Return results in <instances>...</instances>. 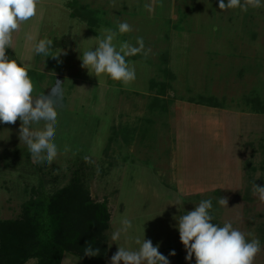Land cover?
<instances>
[{
  "label": "rangeland",
  "instance_id": "1",
  "mask_svg": "<svg viewBox=\"0 0 264 264\" xmlns=\"http://www.w3.org/2000/svg\"><path fill=\"white\" fill-rule=\"evenodd\" d=\"M145 3H151V13ZM218 5L219 0H40L36 16L13 33L15 51L6 54L26 67L34 95L63 88L58 156L51 166L34 162L19 139L21 122L0 123V221L19 217L24 203L65 186L83 166L93 197L107 201L112 214L107 264L118 250L111 234L123 218L132 228L120 246L136 249L135 240L145 236L160 245L170 264H195L194 257L185 259L177 219L206 199L212 200L215 223L230 222L249 241H260L254 264H264V202L252 192L254 180L264 187V114L248 101L264 99V7L244 12ZM84 10L95 11L101 21L91 24ZM118 22L133 31L115 43L135 45L143 37L150 49L146 57L127 58L136 73L128 84L81 67L80 56L96 47L94 38ZM45 38L53 41L54 53H66L61 62L34 52ZM165 67L171 76L161 71ZM151 80L169 85L167 112L152 110ZM200 97H214L224 107L195 104ZM219 197L228 198L227 206L218 204ZM173 250L176 255H169ZM62 264L82 262L66 254Z\"/></svg>",
  "mask_w": 264,
  "mask_h": 264
},
{
  "label": "clouds",
  "instance_id": "2",
  "mask_svg": "<svg viewBox=\"0 0 264 264\" xmlns=\"http://www.w3.org/2000/svg\"><path fill=\"white\" fill-rule=\"evenodd\" d=\"M40 0H0V123L15 124L21 122L19 139L23 141L36 163L53 164L58 156L55 141L58 111L64 90L54 85L47 94L34 95L35 87L28 70L16 59L9 58L6 50L12 48L13 33L20 31L21 25L34 18ZM219 9L240 8L247 12L249 7H264V0H219ZM144 8L151 13V3ZM127 22H118L116 28L102 29V37H95L94 50L84 51L80 56L81 67L88 70L89 75L100 77L107 75L117 82L128 84L136 79L135 68L129 66L128 57L142 54L145 57L150 49H145L143 37H136L135 45L130 41L115 43L117 37L132 32ZM31 40V36H27ZM92 39V38H90ZM53 41L45 38L34 46V52L45 58L52 57L61 62L59 57L66 55L61 50L52 51ZM14 50V49H13ZM15 51V50H14ZM42 128H33L40 125ZM258 179V178H257ZM252 192L264 202V187L252 182ZM218 204L227 206L228 198L219 197ZM213 203L211 199L201 200L194 210L187 211L179 217L177 228L180 242L187 255L185 259L195 264H254L261 251L258 239L248 240L245 233L234 228L232 223L223 225L213 223ZM176 219V217H174ZM132 223L128 218L121 220V226L111 234V240L118 245V250L111 256L110 264H170L169 259L160 251V245H153L150 239L137 238L136 249H128L119 245L123 234L128 233ZM100 249L88 243L84 248V256L97 257ZM175 256V251L169 253Z\"/></svg>",
  "mask_w": 264,
  "mask_h": 264
},
{
  "label": "trees",
  "instance_id": "3",
  "mask_svg": "<svg viewBox=\"0 0 264 264\" xmlns=\"http://www.w3.org/2000/svg\"><path fill=\"white\" fill-rule=\"evenodd\" d=\"M83 14L93 25L101 21L93 10H84ZM167 60L163 56L166 65ZM161 71L171 76L168 67ZM168 88L167 83L151 80L152 110L168 111ZM248 101L254 103L257 113L264 114V99L253 96ZM195 104L224 107L214 97H200ZM111 217L108 202L93 197L87 173L78 166L68 184L51 194L41 192L24 203L19 217L0 221V264H28L32 260H36L35 264H62L66 254L79 257L82 264H107ZM88 243L99 248L101 254L84 256Z\"/></svg>",
  "mask_w": 264,
  "mask_h": 264
}]
</instances>
